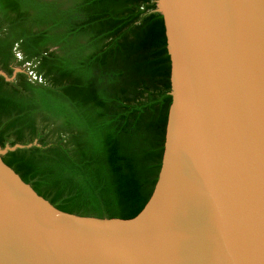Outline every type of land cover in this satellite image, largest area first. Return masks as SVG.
Returning a JSON list of instances; mask_svg holds the SVG:
<instances>
[{
    "label": "water",
    "instance_id": "1",
    "mask_svg": "<svg viewBox=\"0 0 264 264\" xmlns=\"http://www.w3.org/2000/svg\"><path fill=\"white\" fill-rule=\"evenodd\" d=\"M156 3L172 105L152 197L131 219L62 211L3 161L38 141L0 146V264H264V0Z\"/></svg>",
    "mask_w": 264,
    "mask_h": 264
},
{
    "label": "trees",
    "instance_id": "2",
    "mask_svg": "<svg viewBox=\"0 0 264 264\" xmlns=\"http://www.w3.org/2000/svg\"><path fill=\"white\" fill-rule=\"evenodd\" d=\"M156 0H0L3 161L58 209L131 219L162 168L172 62ZM4 30L3 32H1ZM19 43L25 58L14 63Z\"/></svg>",
    "mask_w": 264,
    "mask_h": 264
},
{
    "label": "flooded vegetation",
    "instance_id": "3",
    "mask_svg": "<svg viewBox=\"0 0 264 264\" xmlns=\"http://www.w3.org/2000/svg\"><path fill=\"white\" fill-rule=\"evenodd\" d=\"M4 30H2L1 32H3ZM12 53H13V60H14V63H18L19 61L23 60L25 58V55L24 53L22 52L21 48H20V45L19 43H15L14 46H13V50H12ZM40 61L38 58H34L30 61H28L26 64H24L23 67H25V70L24 72H18V73H24L26 74L27 76V79L33 83H36V82H43L44 81V75L42 73H39L36 68L38 67ZM16 67V65H15ZM18 73L16 74L14 80L17 78V75ZM13 81H9V82H14ZM7 81V80H6Z\"/></svg>",
    "mask_w": 264,
    "mask_h": 264
},
{
    "label": "bare ground",
    "instance_id": "4",
    "mask_svg": "<svg viewBox=\"0 0 264 264\" xmlns=\"http://www.w3.org/2000/svg\"><path fill=\"white\" fill-rule=\"evenodd\" d=\"M168 157L170 158V154L168 155ZM169 163V162H168ZM167 163V164H168ZM168 166H169V164H168ZM168 166H167V169H168ZM167 169H166V173H167ZM166 176V175H165ZM164 180H165V177H164ZM163 183H164V181H163ZM162 187H163V185H162ZM161 187V188H162ZM161 192H162V190H161ZM161 192L159 193V196H157L158 198H156L155 200H154V202H153V204L149 207V209L146 211V213L139 219V220H137L136 222H134V223H132L131 225H136V224H139L140 222H142L145 218H147L149 215H151L152 213H153V211H154V209H155V207H156V205H157V203H158V201H159V199H160V196H161ZM105 226H116V227H118V226H127V225H120V224H116V223H109V224H104Z\"/></svg>",
    "mask_w": 264,
    "mask_h": 264
},
{
    "label": "rangeland",
    "instance_id": "5",
    "mask_svg": "<svg viewBox=\"0 0 264 264\" xmlns=\"http://www.w3.org/2000/svg\"><path fill=\"white\" fill-rule=\"evenodd\" d=\"M24 70H25V67H23V66H16L14 68V74L12 76L7 75V77L10 79V81H13L14 78H15V76H16V74L18 72H24Z\"/></svg>",
    "mask_w": 264,
    "mask_h": 264
}]
</instances>
